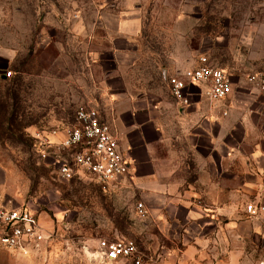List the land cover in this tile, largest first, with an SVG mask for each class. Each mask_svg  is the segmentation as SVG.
I'll return each instance as SVG.
<instances>
[{
    "label": "rangeland",
    "instance_id": "1",
    "mask_svg": "<svg viewBox=\"0 0 264 264\" xmlns=\"http://www.w3.org/2000/svg\"><path fill=\"white\" fill-rule=\"evenodd\" d=\"M40 1L42 8L50 6ZM117 3L146 9L141 39L147 48L142 49V61L128 73L131 85L169 99L162 70L170 62L185 65L206 55L230 74L232 93L242 90L246 103L257 97L256 103L264 107V88L249 81L252 76L264 79V0ZM53 5L65 11L72 6L92 8L90 0H54ZM32 6L31 0H0V43L19 46L18 60L7 67L14 72L0 79V203L25 206L35 214L49 236L47 259L22 260L0 249V264H228L247 244L240 241L236 225L222 241H208L211 247L227 249L214 256L203 248V241L185 239L193 225H188L192 220L184 218V210H162L166 216L162 220L146 207L144 215L137 213L135 206L144 203L139 183L130 173L102 191L88 176L61 180L38 156L34 136L71 126L77 107L98 104L99 98L89 89L101 82L92 80L87 71L74 32L55 26L62 18L52 15L44 21L42 13L33 15ZM34 25L55 33L44 41L48 34L30 31ZM174 211V219L168 217ZM116 240L131 241L135 252L110 263L99 244ZM190 246L198 251L188 250ZM262 247L252 255L256 261L264 259Z\"/></svg>",
    "mask_w": 264,
    "mask_h": 264
},
{
    "label": "crops",
    "instance_id": "2",
    "mask_svg": "<svg viewBox=\"0 0 264 264\" xmlns=\"http://www.w3.org/2000/svg\"><path fill=\"white\" fill-rule=\"evenodd\" d=\"M90 1L92 8L72 6L65 11L53 5L54 0H46L47 9L40 0H31L33 15L42 13L44 21L46 16H58L62 20L55 26L74 32L87 71L92 80L101 82L89 89L99 98L98 104L86 106L98 111L117 138L129 161L128 174L139 183L144 207L160 220L166 217L162 210H184V218L192 220L188 225H193L185 239L203 241V248L214 256L227 249L211 247L208 241H222L236 225L240 241L247 244L228 264L264 260L252 257L260 246L264 250V212L249 214L245 209L246 205L264 207V107L256 103L257 97L246 103L242 99L246 93H232L233 89L224 101L209 103L203 84L189 85L187 106L175 102L166 78L195 67L201 55L185 65L170 62L162 70L169 99L137 89L127 77L147 48L141 39L146 9L134 3L120 5L119 0ZM36 27L30 31L48 34L44 41L55 33L47 26ZM18 49L0 43V75L16 63ZM175 215L174 211L168 217Z\"/></svg>",
    "mask_w": 264,
    "mask_h": 264
},
{
    "label": "built area",
    "instance_id": "3",
    "mask_svg": "<svg viewBox=\"0 0 264 264\" xmlns=\"http://www.w3.org/2000/svg\"><path fill=\"white\" fill-rule=\"evenodd\" d=\"M9 78L11 72H3ZM250 83L264 88V79L252 76ZM171 98L181 106L189 104V85L203 84V96L209 103L224 101L232 91L230 74L217 67L205 55L197 58L196 66L181 74L166 78ZM56 138L57 141L52 139ZM35 150L43 161H48L58 177L69 182L88 176L102 191H108L112 183L126 176L129 161L119 149L118 140L110 126L102 121L97 110L79 106L74 112L73 124L62 130L37 133ZM64 153L65 155H58ZM144 215L142 203L135 206ZM249 214L264 212V207L248 205ZM49 236H45L36 216L28 207H10L0 203V249L14 258L41 261L46 254ZM105 259L115 262L132 256L135 246L128 240L103 241L99 244ZM257 264H264L260 260Z\"/></svg>",
    "mask_w": 264,
    "mask_h": 264
},
{
    "label": "water",
    "instance_id": "4",
    "mask_svg": "<svg viewBox=\"0 0 264 264\" xmlns=\"http://www.w3.org/2000/svg\"><path fill=\"white\" fill-rule=\"evenodd\" d=\"M0 79L4 80L5 78L3 76L0 75Z\"/></svg>",
    "mask_w": 264,
    "mask_h": 264
},
{
    "label": "trees",
    "instance_id": "5",
    "mask_svg": "<svg viewBox=\"0 0 264 264\" xmlns=\"http://www.w3.org/2000/svg\"><path fill=\"white\" fill-rule=\"evenodd\" d=\"M4 72H6V71H4ZM11 72V71H10ZM12 74V73H11ZM5 79H8V78H5Z\"/></svg>",
    "mask_w": 264,
    "mask_h": 264
}]
</instances>
